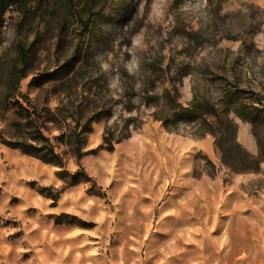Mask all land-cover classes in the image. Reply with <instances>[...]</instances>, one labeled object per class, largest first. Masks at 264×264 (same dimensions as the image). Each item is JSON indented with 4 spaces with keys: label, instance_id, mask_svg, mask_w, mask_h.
Returning <instances> with one entry per match:
<instances>
[{
    "label": "rangeland",
    "instance_id": "1",
    "mask_svg": "<svg viewBox=\"0 0 264 264\" xmlns=\"http://www.w3.org/2000/svg\"><path fill=\"white\" fill-rule=\"evenodd\" d=\"M82 4L0 26V100L24 69L67 171L0 140V264H264V111L235 110L264 109V0H104L86 33Z\"/></svg>",
    "mask_w": 264,
    "mask_h": 264
},
{
    "label": "trees",
    "instance_id": "2",
    "mask_svg": "<svg viewBox=\"0 0 264 264\" xmlns=\"http://www.w3.org/2000/svg\"><path fill=\"white\" fill-rule=\"evenodd\" d=\"M42 0H0V26L4 23V14L9 9H14L21 14L22 18L37 12L41 8ZM82 1L81 11H80V26L84 33H86L91 27L94 19L98 16L104 0H79ZM74 2V0H72ZM40 3V4H37ZM20 23V22H19ZM18 55L22 60H26L29 54V50L24 45H18L17 47ZM26 76L24 69L12 70L9 73V82L12 91L7 90L4 92L2 99L0 100L3 104V111L6 112L11 110L12 113L28 122L35 125L36 130L42 136L45 142L42 143H26L21 141H12L6 139L0 132V140L3 144L10 146L12 148L19 149L23 153L35 156L44 161L54 163L58 165L61 169L58 171V176L60 178H66V169L63 167V160L60 153L56 151L55 145L50 142L42 134V126L39 123L38 115L35 107L29 101V99L18 91L20 81ZM17 90V91H16ZM25 102V103H24ZM1 110V109H0ZM181 114H195V115H205L206 113L217 114L218 108L215 103L203 104L197 100H193L188 107L183 109ZM236 112L243 118L255 122V120L260 118V114L264 109H259L257 107H246L243 104H239L236 107ZM26 140L31 139L32 141H38L39 137H25ZM261 148V142H260ZM80 150V148H79ZM71 184L76 183V179L70 182Z\"/></svg>",
    "mask_w": 264,
    "mask_h": 264
}]
</instances>
